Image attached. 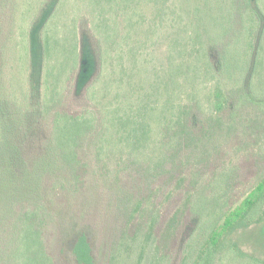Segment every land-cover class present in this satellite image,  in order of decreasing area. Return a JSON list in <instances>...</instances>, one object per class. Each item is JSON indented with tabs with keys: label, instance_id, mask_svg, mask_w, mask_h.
I'll list each match as a JSON object with an SVG mask.
<instances>
[{
	"label": "rangeland",
	"instance_id": "374dc122",
	"mask_svg": "<svg viewBox=\"0 0 264 264\" xmlns=\"http://www.w3.org/2000/svg\"><path fill=\"white\" fill-rule=\"evenodd\" d=\"M201 2L0 0V113L13 117L15 147L28 145L33 159L20 154L25 165L34 168L47 148L52 155L49 171L34 169L30 176L26 169L21 177V163L3 157L14 146L10 140L1 145L2 117L0 162L15 171V180L7 182L0 171V264H88L79 263L74 248L86 231L89 264H191L226 189L241 200L264 175V125L245 128L241 121L243 115L264 120L261 110H245L232 128L224 114L208 137L195 128L197 117L211 118L205 107L193 117L195 133L186 146V79L176 85L171 63L186 56L191 20L209 44L222 41L207 12L188 15ZM75 34L80 57L99 68L104 62L94 101L89 84L79 88L77 72L68 75ZM27 109L30 119L22 124ZM82 110L91 112L90 123L71 127L79 136L74 169L53 119L56 112ZM258 216L263 219L227 236L246 254L241 261L224 250L202 264L264 260V206Z\"/></svg>",
	"mask_w": 264,
	"mask_h": 264
},
{
	"label": "trees",
	"instance_id": "16d2710c",
	"mask_svg": "<svg viewBox=\"0 0 264 264\" xmlns=\"http://www.w3.org/2000/svg\"><path fill=\"white\" fill-rule=\"evenodd\" d=\"M202 1L201 3H204L202 7L198 5L193 9L190 5L187 13L191 16L197 12L201 14V10L207 12L211 20L209 21L210 29L222 41L209 44L204 39L200 24L191 20L188 22L186 29V56L182 54L181 59L174 64L171 63L170 67V71L173 73V81L176 82V85H181L186 79L187 147L191 145L192 134L195 133L193 128H191L194 121L193 117L197 116L195 113L201 116L205 107H208L211 118L202 117L198 119L197 117L198 123L195 128H198L201 134L205 133L208 137H211L217 127L222 126V120L226 113L233 119L228 124L230 128L235 125V119L241 116L245 110H252L250 114L254 110H261L264 113V0H240L239 2L236 0ZM214 7L219 8V11L215 12ZM233 20H235L234 24ZM43 25L44 42L47 47L49 39L47 37L49 35L47 20L44 21ZM235 26L237 29L234 28ZM38 29L40 30V28ZM72 31L76 32L73 26ZM36 35L37 30L33 32V36ZM75 40L76 34L70 45L71 60L68 75L70 77L77 72L76 81L78 87L81 88L85 83L89 84L87 91H89L91 100L94 101L97 99V82L103 71L104 62L99 68V64L96 66L92 58L87 56L80 57ZM32 56L33 54H31V59ZM229 85L231 86L228 87ZM25 111L22 113V120L20 119L22 124L27 122L31 115L28 109ZM88 111L82 110L76 113L60 111L55 113L53 119L54 135L61 145L62 152H64L63 157L74 165V169L80 164L75 150L76 147L77 149L79 147V136H76L77 132L71 127L78 125L79 122L88 121L89 124L91 112ZM243 116L241 121L245 128H251L256 126V124L257 126L264 125L262 117L257 118L255 123H253L250 117L245 118V115ZM2 117L5 119L4 125H6V129L4 132L6 137L2 139L1 145L4 142L11 141L14 146V150L10 151L12 157H10V153L7 150L2 151L3 157H7L9 161L11 158L13 162L18 161V163H21V168H23L21 177L26 176V169L30 170V176L33 175L34 169L38 173H43L42 170L46 169L52 157L49 148H47L48 153L46 152L40 159L37 158L35 160L34 168L25 165L23 163L24 160L22 161L24 159L22 156L26 155L25 157L30 159V150L26 149L28 145L19 149H17V145L15 147L13 137L15 122L13 117L10 112L0 113V128L2 127ZM200 135H198L199 138ZM31 136L30 132V146L33 147L34 142ZM38 138L37 142L38 146H40ZM140 142L141 139H138L135 144L138 145ZM0 159H2V156H0ZM32 159H30V163ZM0 171L2 176H6L7 182L15 180L13 179L15 178V171L11 173L9 167L2 165V162H0ZM46 171L49 170L46 169ZM0 182L2 183L3 180H0ZM225 193L220 210L208 218L210 227L207 236L204 238L191 264H202L205 257L213 260L215 254L224 250L230 252L233 258L238 257L240 261L239 257L246 255L238 244L229 241L227 236L240 225L249 226L259 219H263V216L257 217V215L260 214L264 206V175L260 176L250 186L247 195L241 200L236 199L232 189L227 188ZM74 248L79 263H91L93 256L91 253V241L88 238L87 231L81 232L80 235L75 237ZM242 261L246 260L242 259ZM252 262L253 264H264V260H252Z\"/></svg>",
	"mask_w": 264,
	"mask_h": 264
}]
</instances>
